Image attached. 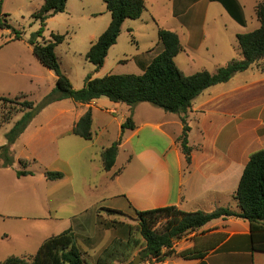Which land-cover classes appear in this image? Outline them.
I'll return each mask as SVG.
<instances>
[{
  "label": "crops",
  "instance_id": "0c3cea01",
  "mask_svg": "<svg viewBox=\"0 0 264 264\" xmlns=\"http://www.w3.org/2000/svg\"><path fill=\"white\" fill-rule=\"evenodd\" d=\"M204 2L207 0L194 1L189 7V12L182 18L174 16L177 23L172 29H168L176 32L181 29L186 34L187 45L182 44L184 51L181 53L185 54L187 59L185 67L181 69L186 75H193L198 71L211 73L221 67V64L212 63L215 61L217 46L211 47L205 43L204 28L208 18L205 17L206 14L198 13L202 12L198 7ZM209 6L208 4L207 7ZM230 18L242 28H248L234 17ZM216 20V17L213 18L214 23ZM225 21L229 24L233 23L227 17ZM216 29L219 30L218 27ZM237 30L236 39L238 34H242L240 28ZM231 45L232 49L229 53L223 51L228 62L242 58L238 44L233 42ZM162 49L157 52L151 49L152 54L148 59L139 62L143 72ZM179 56L180 54L176 57V61ZM208 57H214L213 61ZM64 101L55 102L46 108H56L50 115L53 116L52 120L57 126L50 132L43 133L44 137L35 145H40L41 142L51 155L50 146L55 137H58L62 141L59 142L58 147L66 150L65 155H70L66 164L71 166L70 162L74 161L76 156V153L72 155L70 152L73 150L71 142L80 144L82 150L89 149L90 161L95 166L94 174L98 172L102 174L96 178L92 175L84 189L94 203L90 207L78 208L69 196L75 193L72 185L74 174L71 171H64L62 169L64 160L60 162L62 157L59 154L54 155L53 165L48 170L60 171L64 173V178L49 182L44 176L45 180L40 179V181L44 180L42 184L47 188L44 196L40 194V189H35L33 193L25 191L22 195H26L27 198L40 195L43 208L48 210V215L43 218L40 216L28 218L31 222L27 223L35 229V232L39 231L43 236L36 241V246L34 243V248L40 247L48 238L65 230H74L72 225L74 220L83 221L80 222L81 230L93 237L98 217H106L105 209H114L125 214H131L134 210L144 211L168 206H176L185 212H213L221 207L239 210L235 194L245 166L253 153L264 150V72L257 64L247 71L237 73L230 81L205 90L193 101L188 114L182 116L165 112L158 107L153 108L149 103L125 107L121 105L122 103L108 102L100 98L90 104L75 102V106L69 107ZM88 110H91L93 115V139L88 141L81 138L86 142L81 144L77 138H72H80L73 133V129ZM118 114L121 118L116 116ZM129 115L133 117L136 128L127 129L123 133L116 164L112 170L105 171L102 153L120 138L122 125ZM184 116L191 128L188 137L189 146L192 148L191 163L187 162L178 141L183 133L182 117ZM35 121L36 119L31 122L11 147L12 153L14 147L28 136V131ZM114 122L119 130L117 139L101 141ZM96 126L101 130L98 134L95 132ZM100 133L104 135L102 139ZM122 151L128 154V158L119 167ZM24 160L28 163L33 161ZM18 171L22 170L0 165V220L2 221L17 215V210L13 206L15 198L8 195L11 183L24 188L25 179L33 176L18 177ZM26 171L31 170L28 167ZM28 204L31 206L30 203ZM62 209L68 210L61 213ZM87 215L89 216L87 221H91L89 224L84 223ZM69 225L70 228L65 229ZM86 228H90L92 233H87ZM109 234L112 235V231L107 230L104 238L106 239ZM10 235L8 232L0 233V243L4 245V241H10ZM105 239L92 246H85V250L89 253ZM175 249L177 253L196 249L205 256L193 260L174 256L159 264H264V253L252 251L250 223L240 218L214 220L186 234L175 244ZM35 252L36 250H33L27 255ZM12 256L6 254V259Z\"/></svg>",
  "mask_w": 264,
  "mask_h": 264
},
{
  "label": "trees",
  "instance_id": "16d2710c",
  "mask_svg": "<svg viewBox=\"0 0 264 264\" xmlns=\"http://www.w3.org/2000/svg\"><path fill=\"white\" fill-rule=\"evenodd\" d=\"M4 0H0L2 7ZM68 0H45L41 9L33 14V18L41 22L42 27L33 34L29 43L33 53L40 63L56 74V87L45 99L36 104L25 99L21 105L23 115L17 120L6 134L7 143L0 146L4 152L3 167L14 164L11 147L26 131L34 118L51 104L71 99L76 103L90 104L96 99L107 97L114 103L126 104L134 107L140 103H150L165 112L187 115L192 108L193 101L205 90L212 86L230 81L237 73L247 71L257 64L264 72V1L256 8V15L260 22L259 28L254 31L238 34V46L242 53L241 59H235L228 65L218 69L216 73L209 71L186 75L176 64V57L184 51L180 36L171 30L159 28V41L162 52L153 59L151 64L141 75L136 74H109L101 78L87 77L81 89H75L69 77L62 71L56 48L65 41V35L52 33L53 42L40 43L47 21L64 13ZM111 13L112 20L108 29L92 43L87 59L95 65L96 70L103 68L110 49L117 44L122 27L127 19H140L146 11L144 0H105ZM227 10L238 22L244 24V19L238 17L240 7L234 9L231 4H225ZM0 28L12 29L15 40L21 38V32L12 27L9 21L4 20L0 13ZM2 99V98H0ZM5 99V98H4ZM10 100H8L9 102ZM14 113L7 112L0 117V127L10 123ZM183 133L178 141L181 144L188 163H191L192 148L189 146V132L191 128L186 117H182ZM93 115L88 110L73 129V133L85 140L93 139ZM136 128L133 117L130 116L122 125L120 138L102 153L103 167L110 171L116 164L119 149L122 144L123 133ZM1 159V156H0ZM20 164L28 167V161L21 160ZM18 177L33 175L31 171H18ZM49 181L64 178L60 171H45ZM237 207H221L213 212H185L176 206H168L151 210H134L138 219L139 231L145 241L140 258L150 264L165 262L168 258L178 256L185 260L204 258V254L196 249H189L177 253L175 244L186 234L198 230L217 219L240 218L247 220L251 226L252 251L264 253V150L257 151L248 160L238 190L235 194ZM106 217H98V229L102 235L105 230L125 229L119 219L127 216L114 209H105ZM113 217V218H112ZM165 220L162 229L158 225ZM129 227L128 236L131 233ZM87 246H92V239L85 240ZM139 242L133 243L131 237L126 239L118 236L104 248L96 260L83 247L77 244L76 233L72 229L47 239L38 252L31 256L30 262L22 257H10L0 264H134L131 261L133 249ZM136 259V258H135Z\"/></svg>",
  "mask_w": 264,
  "mask_h": 264
},
{
  "label": "rangeland",
  "instance_id": "374dc122",
  "mask_svg": "<svg viewBox=\"0 0 264 264\" xmlns=\"http://www.w3.org/2000/svg\"><path fill=\"white\" fill-rule=\"evenodd\" d=\"M144 1L146 4V11L140 19L126 20L117 44L110 49L105 64L99 71H97L95 65L87 59V54L91 49L92 43L99 39L111 23L112 16L107 8L105 0H68L66 11L51 17L47 21L43 35L38 39V42L42 44L53 42L52 33L65 35L66 39L56 48V53L59 57L62 71L69 77L75 89L83 88L85 80L89 76L101 78L109 74L141 75L144 72L139 62L148 59V56L152 54L151 49L157 52L162 48L161 43L160 46H158L160 42L158 34L159 28L172 29L177 23L174 16L179 19L182 18L183 15L189 12L191 4L198 0ZM262 1L264 0H207V2H204L198 7L202 11L198 13H202L201 15L206 14L205 17L208 18V23L205 24L204 28L206 34L205 43L211 45V47L217 46L215 61L212 59L214 57H208L212 59L214 65L221 64V67H224L232 62L227 61L225 52L227 51L229 53V50L232 49L231 44L233 42L238 44V39L235 38L238 28L242 30L241 33H247L260 26V22L256 15V8ZM44 3L45 0H4L2 7L0 5L1 17L9 21L13 28L21 32V38L15 40L12 29L0 28V98H2L0 99V117L7 114L9 111L14 113L11 122L0 127V146L7 143L6 134L24 113L21 103L27 99L39 104L56 87V74L40 63L34 55L33 48L29 43L33 34L42 27L41 22L33 18V14L39 11ZM208 4L210 5L209 7H207ZM225 4H231L234 9L238 7L241 8L238 11V17L244 19V24L247 25L248 28H242L230 18L232 15L227 10ZM215 17L217 19L216 23L213 22V18ZM226 17L233 23L229 24L225 21ZM216 27H218L219 30H217ZM180 30H178L179 32L174 30V32L180 36L182 44L187 45L186 34H184L185 32L183 30ZM205 50L206 49H203V51ZM176 62L180 70L183 69L185 67V62H187L185 54H180ZM196 65L199 66V64ZM218 69L211 73H216ZM8 100L10 101L8 102ZM102 100L111 102L107 97H102ZM64 102L69 107L75 106V102L71 99H65ZM121 105L127 107V105ZM150 106L156 108V106L152 104ZM45 109L34 118L36 121L29 129L28 136L24 138L22 143H18L14 147L13 153H10L14 160V164L10 167H15L23 171L29 167L34 173L33 176L25 179L24 188L17 187L13 183L9 186L10 192L8 195L11 198H15L13 206L17 210V215L15 216L16 218L5 219V221L0 220V233L8 232V234H11L10 241H4V245L0 243V253H2V255H0V261L2 259L5 261L4 259H6L7 254L8 256L13 255L12 257H22L30 262L32 259L31 256H34L42 246L34 248V243L36 246V241L43 236L39 234V231L35 232V229L27 222H31V220H28L31 216H40L41 218L47 216L48 210L45 207L43 208L40 195L39 197L33 195L29 198H27L26 195H22L25 194V191L33 193L35 189H40V194H42V196L45 195L47 188L42 184L45 180L44 172L50 171L48 168L53 165L52 160L54 155L59 154L62 157L60 162L64 160L65 163L62 165L64 171H71V173L74 174L72 185L75 193L69 195L73 203L77 205L74 206L78 208L85 206L90 207L94 203V200L89 199L91 196H88L84 192V189L90 182L92 175L96 178L102 173L98 172V174H94L95 166L90 161L91 154H89V149L85 148L82 150L80 144L78 145L72 141L71 148L73 150L70 152L72 155L76 153V156L75 159L72 158L74 161L70 162L71 166H68L66 161L70 158V155H65L66 150L58 147L59 142L62 143L61 139L58 137H55L53 144L50 146L49 150L52 152L51 155L41 142L40 145H35L36 142L41 141L44 137L43 133H48L57 126L56 122L52 120L53 116L50 115L56 108L54 109V107H51ZM116 116L121 118L120 114ZM130 116L131 115L128 117ZM58 122L60 123L61 121ZM63 126L65 127L66 125ZM96 128L95 132L98 134L101 130L98 129V126H96ZM118 132L119 130L117 129L116 122H114L109 126V130L105 133V136L102 135V133H100L99 136H101V139L102 136H104L101 141L106 139H117ZM72 138H77L78 142L86 144L81 137ZM0 156V165H3V150H0ZM127 158L128 154L122 151L118 166L120 167L123 165L127 161ZM24 159L33 160L28 163L30 165L27 168H24L19 163L21 160L24 161ZM41 178H44V180L40 181ZM50 187H52V185ZM28 203H30L31 206H29ZM67 210L68 209H62L60 212L63 213ZM85 219L84 223L89 224L91 222L87 221L89 219L88 215ZM113 220L127 225L123 226L125 229H117L116 231L109 230L110 232L112 231V235H107L106 239L104 237L107 230L103 231L102 235H100L101 231L98 229L97 223L95 225L96 230L94 236L90 237L81 230L82 226L80 222L83 221L79 222L78 220H74L72 225L74 227L73 231L76 233L77 244L85 249V246H87L85 240L87 238L92 239V243H98L105 239L104 242L96 245L93 247V250L89 252V254L93 256L91 260H96L98 254L106 248L115 237L121 236L125 238V240L131 237L133 243L139 242V246L133 249L131 261L140 257L145 241L139 231L138 219L135 211L131 214H127V216L123 218L120 217L119 219ZM165 222L166 221L163 220L158 225V229H162ZM129 227H131L132 230L130 236L127 234ZM68 228H70V225L65 229ZM85 231L87 233H92L90 228H86ZM33 250H36L34 254L27 255L32 253ZM138 264L150 263L142 259Z\"/></svg>",
  "mask_w": 264,
  "mask_h": 264
},
{
  "label": "water",
  "instance_id": "95a60500",
  "mask_svg": "<svg viewBox=\"0 0 264 264\" xmlns=\"http://www.w3.org/2000/svg\"><path fill=\"white\" fill-rule=\"evenodd\" d=\"M142 259L140 257H137L135 260H134V264H138Z\"/></svg>",
  "mask_w": 264,
  "mask_h": 264
}]
</instances>
